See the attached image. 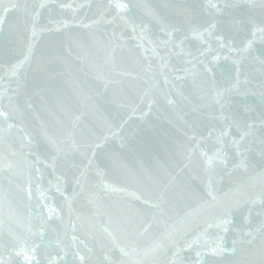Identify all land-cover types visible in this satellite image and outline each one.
Segmentation results:
<instances>
[{"label":"water","instance_id":"obj_1","mask_svg":"<svg viewBox=\"0 0 264 264\" xmlns=\"http://www.w3.org/2000/svg\"><path fill=\"white\" fill-rule=\"evenodd\" d=\"M0 261L264 264V0H0Z\"/></svg>","mask_w":264,"mask_h":264},{"label":"snow or ice","instance_id":"obj_2","mask_svg":"<svg viewBox=\"0 0 264 264\" xmlns=\"http://www.w3.org/2000/svg\"><path fill=\"white\" fill-rule=\"evenodd\" d=\"M41 6L43 7V3L41 4ZM33 35H36V30H35V29L33 30ZM100 146H102V143H100V144L97 145V147H100ZM105 187H106V188H110V186H108V185H105ZM110 190H112V191H117V189H115V188H110ZM29 194H30V193H29ZM105 231H108V229L105 228ZM75 239H76V238L73 237V240H75ZM79 258H80L81 261L84 260V257H83V256H80ZM0 264H3V262L0 261Z\"/></svg>","mask_w":264,"mask_h":264}]
</instances>
